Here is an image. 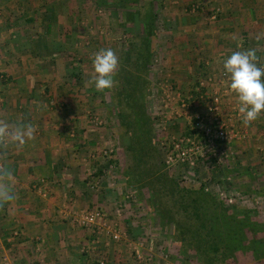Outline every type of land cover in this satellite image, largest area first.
Instances as JSON below:
<instances>
[{
    "label": "rangeland",
    "instance_id": "rangeland-1",
    "mask_svg": "<svg viewBox=\"0 0 264 264\" xmlns=\"http://www.w3.org/2000/svg\"><path fill=\"white\" fill-rule=\"evenodd\" d=\"M32 1L38 7L33 15L37 33L46 34L47 26L51 28L49 39L37 34L36 50L32 48L38 86L25 104L40 118L35 129L61 132L64 155L60 156L65 157L70 142V155L82 162H53L56 173L60 168L58 173L62 174L53 185L69 188L64 190L69 197L58 203L55 214L51 216L49 211L41 219L44 224L39 227L54 229L42 235L44 243L41 235L31 238L25 233L21 219H17L21 226L12 222L16 216L10 210L11 203L0 208V264H200L194 252L182 254L174 226L157 211V197L145 184L135 182L136 161L125 148L128 141L121 138L123 129L114 95L109 89L97 91L89 82L94 75L93 54L101 49L116 53V71L125 63L128 35H145L149 5L155 12L156 37L152 41L153 66L148 75L152 87L147 104L154 119L161 169L183 187L203 186L223 201L233 216L247 213L264 223V111L245 125L227 74L219 75L223 61L234 51L254 48L258 66H264V38L256 39L257 33L264 32V0ZM133 12L130 19L128 14ZM22 46L14 47L20 51ZM212 64L214 71L208 68ZM20 76L27 79L25 74ZM10 77L5 83L12 88ZM202 82L208 84L209 95L211 91L222 94L223 117H230L229 128L241 131L243 137L224 145L223 153H192L191 160H182L173 142L189 137L188 128L196 131L195 116L205 113L208 91L200 95L196 88L199 95L193 92ZM12 91L10 98L17 99ZM3 97L0 90V115L9 105L8 101L2 107ZM72 167L76 176L70 178L72 186H68L66 177ZM51 186L38 190L39 194L54 200L56 193ZM90 212L100 216L95 224L84 227L79 218ZM259 236L264 237V232ZM237 264H264V260L256 261L251 252L240 251Z\"/></svg>",
    "mask_w": 264,
    "mask_h": 264
},
{
    "label": "trees",
    "instance_id": "trees-1",
    "mask_svg": "<svg viewBox=\"0 0 264 264\" xmlns=\"http://www.w3.org/2000/svg\"><path fill=\"white\" fill-rule=\"evenodd\" d=\"M135 13L128 14L130 19ZM154 20V8L149 5L145 35H128L129 57L116 71L113 87L109 89L114 95L123 129L121 138L128 141L125 148L136 161L134 173L138 179L135 182L145 184L157 197V211L162 219L174 226V238L181 245L183 255L194 252L200 264H232V261L237 264L238 253L249 251L256 261H262L264 237L259 233L264 232V223L247 213L233 216L224 202L203 186L199 189L183 187L170 172L161 169L154 143V119L147 104L152 87L148 75L153 66ZM207 87V83L204 86L196 84L193 92L199 95L197 88L200 95L206 94ZM186 134L195 136L190 128L186 129ZM200 136L202 138L199 133L197 139Z\"/></svg>",
    "mask_w": 264,
    "mask_h": 264
},
{
    "label": "crops",
    "instance_id": "crops-1",
    "mask_svg": "<svg viewBox=\"0 0 264 264\" xmlns=\"http://www.w3.org/2000/svg\"><path fill=\"white\" fill-rule=\"evenodd\" d=\"M36 8L38 7L34 5L32 0H0V82L2 85H0V90H2L4 94L2 107H4V103H8V101L10 105H7V109L1 113L0 118L6 119L9 123L30 122L35 126L36 123L40 124L39 122H41L38 115L33 113L34 111L31 112L30 109L27 108V104H25L31 101V97L36 94L38 86L35 81L37 77L36 74L38 73L36 67L37 61L35 59L36 55L32 52V48L36 50L35 41L38 40L37 34L49 39L48 35L50 31L48 28H51V25L47 26L46 34L37 33L39 27L33 16L36 14L34 12L37 10ZM13 11L15 12L13 13ZM21 11H23L22 15ZM22 20L26 22L27 25L24 24ZM22 43L25 46L21 47L20 52V47L14 46H20ZM15 49L18 51L16 52ZM21 53H25L26 56L23 57ZM20 58L23 59L24 65L20 62ZM212 66L213 67L210 66L208 68L214 71L215 64H212ZM224 73L225 71L222 68V72L219 75ZM20 74L27 75V79L25 77L21 78ZM11 75L13 77H10ZM215 76L217 75L214 74L212 77L217 79ZM9 77L10 80L13 81L12 85H14V87L12 88L11 84L5 83ZM209 82H211V79ZM6 89L9 90L6 92ZM11 89H13L12 93L18 95L17 99L10 98ZM24 91H26L27 97H25ZM21 95H23V97ZM228 99L229 98H224V101ZM234 102L232 104H235ZM225 105L226 103L224 106ZM12 114H14V116ZM238 115H240V113ZM61 135V132L57 130L52 131L42 128V131H40L36 129L34 140L28 141L22 148H10L6 157L3 159L5 166L12 170L14 175L12 188L16 199L10 202L13 206V209L10 210H13L16 219L12 220V222L16 224L20 223V226L22 222V224L26 226L25 233L31 238L36 235H41L43 238L42 243H44L45 239V236L43 237L42 235L53 232L54 229L49 228L48 230V227H44V229H42V226L39 227L38 225L44 224L41 219L46 217L49 211V215L52 216L55 214L56 208L59 207L58 203L65 201L64 198L69 197V193L65 194L64 192V190H69V188L66 189L65 186L61 187L60 184L59 186L56 184V186L53 185L54 179L62 175L58 173L60 168L56 173L53 162L56 160L62 163L73 162V164H76L78 161L82 162L80 158L75 159L73 155H70V142L66 145L65 157L63 158L60 156V154L64 155L61 152ZM79 143L78 141V144ZM75 166L78 167V165H74V167ZM74 167L70 168V174L66 177V179H69L68 186L72 183L70 178L72 179L73 176H76V169L74 170ZM50 180L52 182H50ZM62 180L65 179L63 178ZM49 186L53 187L51 191L56 193V198L54 200L51 198L45 199L38 192V190L46 191V188ZM50 208L53 210H50ZM8 214H10V212ZM18 218L21 219V222H18ZM9 222H11L10 219L7 224H9Z\"/></svg>",
    "mask_w": 264,
    "mask_h": 264
},
{
    "label": "clouds",
    "instance_id": "clouds-1",
    "mask_svg": "<svg viewBox=\"0 0 264 264\" xmlns=\"http://www.w3.org/2000/svg\"><path fill=\"white\" fill-rule=\"evenodd\" d=\"M264 38V32L256 34V39ZM119 64L112 49H101L93 54L94 75L89 81L97 91L113 87V74ZM223 69L228 76L230 90L236 94L238 111L245 125L255 121L264 111V67L258 66L254 48L232 52L224 61ZM35 127L30 122L9 123L0 118V160L10 148H22L35 138ZM12 170L0 164V208L16 199L12 188Z\"/></svg>",
    "mask_w": 264,
    "mask_h": 264
},
{
    "label": "built area",
    "instance_id": "built-area-1",
    "mask_svg": "<svg viewBox=\"0 0 264 264\" xmlns=\"http://www.w3.org/2000/svg\"><path fill=\"white\" fill-rule=\"evenodd\" d=\"M226 76V74H222ZM224 78V77H223ZM225 79V78H224ZM220 81V80H219ZM222 82V80H221ZM204 86V82L201 83ZM210 101L209 104L205 106V113L197 114L193 123L194 137H185L184 139H177L173 142V149L177 152V157H182V160L189 158L191 160L192 153L200 154L205 156L206 154L213 153H223V146L229 144L233 139H238L243 137L241 131L235 132L233 129L229 128L230 117H223L221 104H222V94L219 91H214L209 95L207 93ZM183 106H187L186 101H183ZM229 121V122H228ZM229 124V125H228ZM229 130H233L230 133ZM202 135L197 139L199 133ZM235 132V133H234ZM188 145V148L187 146ZM0 164L5 166L3 160H0ZM100 216L99 212H90L89 214L79 218L82 226L89 227L96 223V220ZM118 238V235H115Z\"/></svg>",
    "mask_w": 264,
    "mask_h": 264
}]
</instances>
